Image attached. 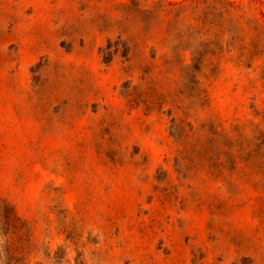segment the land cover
<instances>
[{
    "label": "rangeland",
    "instance_id": "374dc122",
    "mask_svg": "<svg viewBox=\"0 0 264 264\" xmlns=\"http://www.w3.org/2000/svg\"><path fill=\"white\" fill-rule=\"evenodd\" d=\"M168 1L0 0V264H264V53Z\"/></svg>",
    "mask_w": 264,
    "mask_h": 264
},
{
    "label": "trees",
    "instance_id": "16d2710c",
    "mask_svg": "<svg viewBox=\"0 0 264 264\" xmlns=\"http://www.w3.org/2000/svg\"><path fill=\"white\" fill-rule=\"evenodd\" d=\"M166 4L172 8L168 10L171 20L185 26L176 47L190 52V62L184 64L195 72L207 66L217 70V64L207 63L219 60L226 51H234L246 65L264 53V0H174Z\"/></svg>",
    "mask_w": 264,
    "mask_h": 264
}]
</instances>
